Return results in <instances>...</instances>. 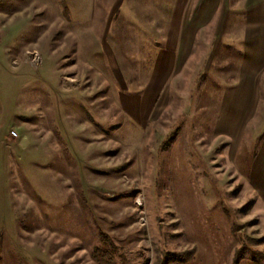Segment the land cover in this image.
Segmentation results:
<instances>
[{
    "label": "rangeland",
    "instance_id": "rangeland-1",
    "mask_svg": "<svg viewBox=\"0 0 264 264\" xmlns=\"http://www.w3.org/2000/svg\"><path fill=\"white\" fill-rule=\"evenodd\" d=\"M261 2L0 0V264H264Z\"/></svg>",
    "mask_w": 264,
    "mask_h": 264
},
{
    "label": "crops",
    "instance_id": "crops-1",
    "mask_svg": "<svg viewBox=\"0 0 264 264\" xmlns=\"http://www.w3.org/2000/svg\"><path fill=\"white\" fill-rule=\"evenodd\" d=\"M256 6V5H255ZM253 22H258L259 20H264V3L261 2L259 6L257 5L255 8H252L249 16ZM246 39L250 41L251 47L264 48V25L263 24H253L252 26H248L245 30ZM262 46V47H261Z\"/></svg>",
    "mask_w": 264,
    "mask_h": 264
},
{
    "label": "trees",
    "instance_id": "trees-1",
    "mask_svg": "<svg viewBox=\"0 0 264 264\" xmlns=\"http://www.w3.org/2000/svg\"><path fill=\"white\" fill-rule=\"evenodd\" d=\"M102 241V240H101ZM104 244H107L105 242V239L103 238V242ZM240 252V251H238ZM182 260H181V259ZM102 259L103 261L106 263V264H111L112 263V253L111 252H105L103 255H102ZM106 259V260H105ZM187 258H184L183 257H180L179 255L177 254H172V253H168L166 255L165 258H163V260L161 261L160 264H174V263H178V262H181V261H185Z\"/></svg>",
    "mask_w": 264,
    "mask_h": 264
}]
</instances>
